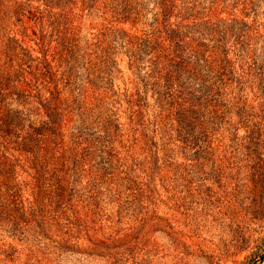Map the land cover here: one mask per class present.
Instances as JSON below:
<instances>
[{
    "label": "rangeland",
    "instance_id": "obj_1",
    "mask_svg": "<svg viewBox=\"0 0 264 264\" xmlns=\"http://www.w3.org/2000/svg\"><path fill=\"white\" fill-rule=\"evenodd\" d=\"M263 245L264 0H0V264Z\"/></svg>",
    "mask_w": 264,
    "mask_h": 264
},
{
    "label": "trees",
    "instance_id": "obj_2",
    "mask_svg": "<svg viewBox=\"0 0 264 264\" xmlns=\"http://www.w3.org/2000/svg\"><path fill=\"white\" fill-rule=\"evenodd\" d=\"M172 79L175 80V77L172 74ZM253 264H264V245L263 247H258L252 256Z\"/></svg>",
    "mask_w": 264,
    "mask_h": 264
}]
</instances>
